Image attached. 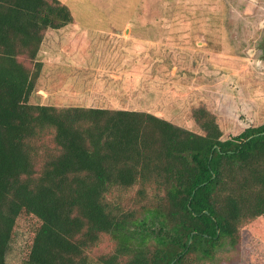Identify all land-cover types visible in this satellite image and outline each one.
Returning a JSON list of instances; mask_svg holds the SVG:
<instances>
[{"label": "trees", "instance_id": "1", "mask_svg": "<svg viewBox=\"0 0 264 264\" xmlns=\"http://www.w3.org/2000/svg\"><path fill=\"white\" fill-rule=\"evenodd\" d=\"M73 22L60 0H0V264L20 224L21 264H212L264 218V124L222 139L205 107L199 134L147 112L31 104L44 33Z\"/></svg>", "mask_w": 264, "mask_h": 264}, {"label": "rangeland", "instance_id": "2", "mask_svg": "<svg viewBox=\"0 0 264 264\" xmlns=\"http://www.w3.org/2000/svg\"><path fill=\"white\" fill-rule=\"evenodd\" d=\"M60 1L74 22L44 33L31 104L147 112L199 134L192 114L205 107L222 139L264 124V0ZM24 231L8 264H21ZM243 235L236 246L223 239L212 264H264V218ZM112 245L105 237L93 253Z\"/></svg>", "mask_w": 264, "mask_h": 264}, {"label": "water", "instance_id": "3", "mask_svg": "<svg viewBox=\"0 0 264 264\" xmlns=\"http://www.w3.org/2000/svg\"><path fill=\"white\" fill-rule=\"evenodd\" d=\"M263 27H264V23H263ZM256 50H260L262 52L260 60L262 58H264V37H263L262 41L260 42V44L256 47ZM171 264H173V263H171Z\"/></svg>", "mask_w": 264, "mask_h": 264}, {"label": "crops", "instance_id": "4", "mask_svg": "<svg viewBox=\"0 0 264 264\" xmlns=\"http://www.w3.org/2000/svg\"><path fill=\"white\" fill-rule=\"evenodd\" d=\"M42 92V91H41ZM41 103H43L42 101H41ZM92 108V107H91ZM109 109H112V108H109ZM112 110H122L121 108L119 109V108H117V109H112ZM124 110V109H123Z\"/></svg>", "mask_w": 264, "mask_h": 264}]
</instances>
